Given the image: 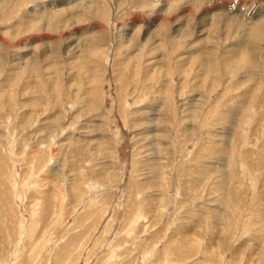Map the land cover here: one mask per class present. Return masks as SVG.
Listing matches in <instances>:
<instances>
[{
  "label": "rangeland",
  "instance_id": "1",
  "mask_svg": "<svg viewBox=\"0 0 264 264\" xmlns=\"http://www.w3.org/2000/svg\"><path fill=\"white\" fill-rule=\"evenodd\" d=\"M0 264H264V0H0Z\"/></svg>",
  "mask_w": 264,
  "mask_h": 264
},
{
  "label": "bare ground",
  "instance_id": "2",
  "mask_svg": "<svg viewBox=\"0 0 264 264\" xmlns=\"http://www.w3.org/2000/svg\"><path fill=\"white\" fill-rule=\"evenodd\" d=\"M66 8V7H65ZM60 24V23H59ZM182 25V24H181Z\"/></svg>",
  "mask_w": 264,
  "mask_h": 264
}]
</instances>
